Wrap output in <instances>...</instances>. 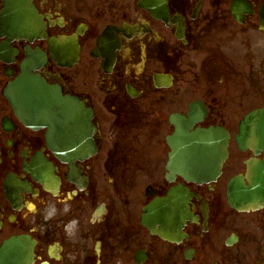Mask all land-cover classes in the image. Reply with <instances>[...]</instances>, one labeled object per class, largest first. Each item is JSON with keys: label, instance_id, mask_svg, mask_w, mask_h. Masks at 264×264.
Instances as JSON below:
<instances>
[{"label": "flooded vegetation", "instance_id": "af4514ba", "mask_svg": "<svg viewBox=\"0 0 264 264\" xmlns=\"http://www.w3.org/2000/svg\"><path fill=\"white\" fill-rule=\"evenodd\" d=\"M109 4L0 0V246L27 241L31 264H240L251 225L264 224V208L228 201L263 157L236 136L264 107V0ZM77 30V55L56 59L50 40ZM24 64L85 110L78 157L59 154L48 128L12 107L6 89ZM180 118L228 133L214 181H190L172 164Z\"/></svg>", "mask_w": 264, "mask_h": 264}, {"label": "water", "instance_id": "95a60500", "mask_svg": "<svg viewBox=\"0 0 264 264\" xmlns=\"http://www.w3.org/2000/svg\"><path fill=\"white\" fill-rule=\"evenodd\" d=\"M76 35L63 39L68 51L74 53ZM55 48L59 43H55ZM71 48V50H70ZM32 71L25 67L10 88L9 98L25 119L34 118L47 125L51 134L63 142L56 144L60 152L77 154L81 146L72 137H86L88 121L78 111V103L62 99L60 104L54 89L34 81ZM15 92V93H13ZM173 153L180 173L195 182H209L216 178L226 157L227 134L222 130L197 129L191 134L179 127ZM61 139V140H62ZM237 142L242 150L252 149L264 153V108L249 113L241 122ZM249 186L239 182L230 190L229 203L236 210H257L264 206V158L253 167L251 164ZM31 248L20 239L5 241L0 247V264H30Z\"/></svg>", "mask_w": 264, "mask_h": 264}, {"label": "rangeland", "instance_id": "374dc122", "mask_svg": "<svg viewBox=\"0 0 264 264\" xmlns=\"http://www.w3.org/2000/svg\"><path fill=\"white\" fill-rule=\"evenodd\" d=\"M110 2L111 0H103L105 8H110ZM111 16H101L98 23L109 21L112 18ZM245 218L249 220L251 219V216L247 215ZM255 225L256 223L251 225L253 230L256 231L255 238L245 236L246 250L244 256H242L243 259L240 261V264H264V224H261L259 229H254Z\"/></svg>", "mask_w": 264, "mask_h": 264}, {"label": "clouds", "instance_id": "9594fccd", "mask_svg": "<svg viewBox=\"0 0 264 264\" xmlns=\"http://www.w3.org/2000/svg\"><path fill=\"white\" fill-rule=\"evenodd\" d=\"M54 212V209L49 210L48 215L51 216Z\"/></svg>", "mask_w": 264, "mask_h": 264}]
</instances>
